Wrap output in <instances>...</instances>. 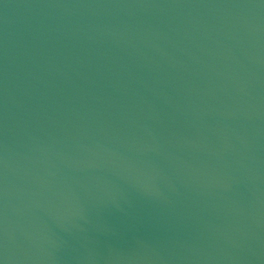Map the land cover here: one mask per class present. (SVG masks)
Listing matches in <instances>:
<instances>
[{"label": "water", "instance_id": "obj_1", "mask_svg": "<svg viewBox=\"0 0 264 264\" xmlns=\"http://www.w3.org/2000/svg\"><path fill=\"white\" fill-rule=\"evenodd\" d=\"M0 264H264V0H0Z\"/></svg>", "mask_w": 264, "mask_h": 264}]
</instances>
